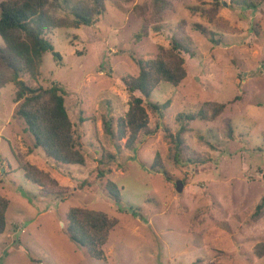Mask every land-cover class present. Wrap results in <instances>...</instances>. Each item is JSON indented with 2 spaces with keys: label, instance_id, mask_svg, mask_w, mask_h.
<instances>
[{
  "label": "rangeland",
  "instance_id": "374dc122",
  "mask_svg": "<svg viewBox=\"0 0 264 264\" xmlns=\"http://www.w3.org/2000/svg\"><path fill=\"white\" fill-rule=\"evenodd\" d=\"M213 2L109 0L96 25L48 33L61 60L45 54L40 78L24 80L33 88H63L84 167L57 163L35 149L15 115L14 84L0 90V195L10 201L0 264H264V253L257 255L264 215L252 218L264 197V0H222L211 21L201 10ZM183 21L196 53L185 56L188 77L178 87L158 86L151 100L170 106L162 121L150 111L149 116L151 126L162 127L128 150L126 140L105 135L103 119L115 122L126 114L123 79L138 76L134 58L155 59L160 48L169 49ZM207 103L227 108L213 122L190 123L188 150L176 162L163 127L176 133L179 114L197 113ZM108 153L116 161L104 158ZM158 155L171 181L162 169H152ZM18 159L50 174L68 194L45 195L26 179ZM99 168L110 170L101 181ZM107 181L119 186L126 212L107 199ZM74 207L118 220L105 259L93 258L67 235V214Z\"/></svg>",
  "mask_w": 264,
  "mask_h": 264
},
{
  "label": "trees",
  "instance_id": "16d2710c",
  "mask_svg": "<svg viewBox=\"0 0 264 264\" xmlns=\"http://www.w3.org/2000/svg\"><path fill=\"white\" fill-rule=\"evenodd\" d=\"M109 0H4L0 3V90L8 84L16 88L15 101L18 104L16 117L23 120L27 130L34 138V148H41L46 157L53 161L66 164L86 166V156L83 153L79 138H76L73 124L66 106L65 92L58 84L50 87H30L24 76L36 81L41 76L43 57L52 53L55 59L61 60V55L55 51L53 43L47 38L54 29H79L96 25L106 11ZM233 4L241 5L240 0H231ZM212 8L201 10L204 17L214 21L215 14L223 6L222 0H214ZM54 12L63 11V15ZM198 10H193L197 13ZM183 21L175 29L171 37L170 48H160L155 59L144 60L134 58L139 67L138 76L123 79L129 95V109L124 116L115 122L103 119L105 135L118 142H125V148L133 150L144 138L155 136L161 129L160 122L151 126L150 114L157 115L162 121L164 111L170 102L158 104L151 100L154 91L161 83L178 87L187 77L185 56L195 57L190 37L183 31ZM143 36L141 33L138 38ZM237 99L234 100V102ZM227 104L207 103L197 113L179 114L177 122L180 126L176 133L163 127L165 137L172 146L173 158L179 162L183 153L188 150L185 135L191 131L190 123L197 120L213 122L220 117ZM86 119H80L84 123ZM96 122V119L93 118ZM229 122V121H228ZM228 123V136L232 137L234 129ZM111 161H116L113 154H106ZM19 168L31 183L40 186L47 196H62L68 194L69 188L62 187L50 174L36 165L18 159ZM104 162L101 160L99 164ZM162 169L168 181L172 178L164 169L158 155L152 169ZM159 169V170H160ZM106 171L98 169V179L105 177ZM107 199L119 207L120 212L123 197L119 186L106 182ZM10 201L0 195V236L7 228L6 215ZM131 211L137 216L134 208ZM126 212V211H125ZM264 215V197L257 205L252 218L260 219ZM66 232L70 240L88 250L90 255L98 260L105 259L104 247L109 242L111 231L118 225V220L110 218L103 212L87 208L74 207L67 214ZM258 257L264 253V242L257 246ZM219 264V263H213Z\"/></svg>",
  "mask_w": 264,
  "mask_h": 264
}]
</instances>
